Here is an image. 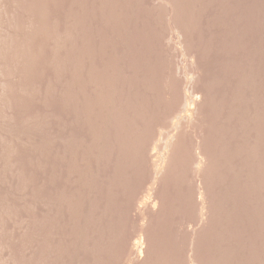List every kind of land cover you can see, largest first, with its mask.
Instances as JSON below:
<instances>
[{"label": "rangeland", "instance_id": "374dc122", "mask_svg": "<svg viewBox=\"0 0 264 264\" xmlns=\"http://www.w3.org/2000/svg\"><path fill=\"white\" fill-rule=\"evenodd\" d=\"M0 264H264V0H0Z\"/></svg>", "mask_w": 264, "mask_h": 264}, {"label": "bare ground", "instance_id": "6f19581e", "mask_svg": "<svg viewBox=\"0 0 264 264\" xmlns=\"http://www.w3.org/2000/svg\"><path fill=\"white\" fill-rule=\"evenodd\" d=\"M136 248V247H135ZM140 253V252H139Z\"/></svg>", "mask_w": 264, "mask_h": 264}]
</instances>
